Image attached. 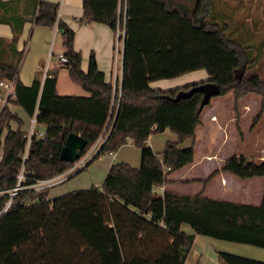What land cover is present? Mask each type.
<instances>
[{"label": "trees", "instance_id": "obj_1", "mask_svg": "<svg viewBox=\"0 0 264 264\" xmlns=\"http://www.w3.org/2000/svg\"><path fill=\"white\" fill-rule=\"evenodd\" d=\"M12 1L0 0V21L13 30L10 40L0 38V81L14 79V101L29 116L37 109L36 122L45 130L43 137H31L25 183L74 165L76 160L59 158L69 132L86 139L79 157L103 139L74 174L128 140L140 149L141 160L139 167L112 162L100 186L52 199L47 198L51 186L18 191L0 214V264H184L194 234L264 248V184L258 204L208 197L203 190H156L173 182L170 174L193 161L195 133L206 106L200 109V92L178 101L168 96L211 81L220 87L219 94L232 92L235 102L255 93L264 104V78L245 74L255 61L251 47L230 38L226 23L206 19L211 0H82L80 22L105 23L123 39L121 79L115 84L105 81L93 54L88 70H81L74 31L57 19V3L23 0V10L14 19L5 11ZM25 7H31L35 24L52 27L57 21L67 57L64 67L86 94H59L57 69L48 71L42 83L37 77L29 85L21 82L17 68L22 51L16 44L26 21ZM198 69L208 78L168 89L150 86L151 81ZM6 110L4 106L0 119ZM165 128L178 140H168L156 153L148 136ZM185 138L192 144L179 147ZM26 141L24 133L8 130L0 160V210L16 184ZM221 170L239 179L264 178V159L235 154L224 160ZM182 223L194 233L180 231ZM217 257L219 264H264L225 251H218Z\"/></svg>", "mask_w": 264, "mask_h": 264}, {"label": "crops", "instance_id": "obj_2", "mask_svg": "<svg viewBox=\"0 0 264 264\" xmlns=\"http://www.w3.org/2000/svg\"><path fill=\"white\" fill-rule=\"evenodd\" d=\"M44 1L57 3L58 4L57 19L65 22L74 31L73 47L74 50L78 51L81 55V61H80L81 70L83 72H86L88 70L90 56L91 54H93L97 68L104 73L105 81L112 82V84L117 83V81L119 82L121 79V72H122V48L120 51L119 46L118 47L116 46L117 42H115L116 39L117 41L119 40V38L116 37L118 31L115 32L107 24L102 22H95V21L80 22L79 18L83 13L82 0H44ZM22 5H23V0L12 1L5 10L8 11L6 15H10V16L13 15L14 19H18L16 14L18 15V13H21L20 10H23ZM31 10H32L31 7H25L23 14L26 17V21L22 26V30L17 39V44H16L17 49L21 50L22 54L23 51L25 50L24 48L28 45L26 50L27 51L26 55L28 54L29 51H31V57L28 63V67H30L31 69V74L30 75L26 74V78H23V76L21 77L19 75L18 77L21 80V82L26 85L31 84V82L35 77L40 79L42 83L48 71L52 69H57L56 89L57 92L59 93L58 91V87L60 85L58 83L59 70L57 68L56 61L53 63L50 62L51 60L50 53L51 54L53 53L51 51H54L55 49L61 51L60 48L63 50V52L65 51V48L62 44V37L57 25V21L52 27L35 24V16L34 17L31 16ZM12 35H13L12 26L9 23L0 21V38H5L7 40H10ZM47 48H49V50L46 56ZM41 53L43 54L40 56ZM57 54H61V53L58 52L55 54V56ZM118 54H120L121 57L120 61ZM44 66H46V70L44 68L42 74H37L36 69H42ZM191 72H197L200 76H198L197 73H191ZM189 74H197V78H201V77L205 79L208 78V74L204 69L190 71L180 76L187 77ZM180 76L174 78L157 79L151 81L150 86L153 88L168 89L179 85H183L181 83H184V81L185 82L193 81L196 78L191 76L182 81L181 79L182 77ZM64 86L65 88H69V85L65 84ZM81 89L83 90V93L81 94H86V92L82 87ZM4 92H5L4 89L0 87V102H1L0 112L3 109V107L6 106L7 110H9L11 113L5 119L4 124L7 125L4 126L3 124V127L0 131V160L2 159L3 156L5 137L7 135L9 128L13 130H18L20 133H24L26 135L30 128V117H31L26 113V111L23 109L22 106H20L14 101V96L10 97L4 103V94H5ZM63 94H69V93H63ZM238 100L235 102V98H234V105H233L234 110L236 109L235 104L238 102ZM226 104L222 102L221 103L214 102L213 104H211L209 108L206 109L205 116L202 117V113H201V124L197 127V129L200 128L201 134L204 136L205 134L207 135V133L208 135L213 133L214 129L220 131L222 130L223 133L222 141L218 145L215 144L210 145L209 148H205L203 151L200 148L194 146L193 161L188 165L184 166L183 168L179 169L180 171H182L181 174L178 175L176 172L170 174L169 178L173 180V182L165 185L163 184L162 185L163 190L165 188L171 189L170 187H175V186L176 189H178L179 186L188 187L190 185H194L196 189H199L201 187L200 190H203V194L204 192H208L217 195L213 197L212 196H208V197L237 201V200H233V198L231 197H228L229 196L228 191H233L238 196H242L243 199L249 200L252 193L250 189V185L253 182H250L248 184L247 183L241 184L238 181L240 180L239 178L235 177L234 175L228 172H224L221 170L223 162L227 158L223 156L221 153L223 150L222 149L223 143L229 140L228 137L229 134L226 133L227 127L229 125V121L236 119L238 122L240 118L242 119V115L244 114L236 110H235V114L233 112H232L233 114H231V112H226V113L225 111L223 112L222 109L227 108ZM246 107L247 105L246 103H244L243 108ZM35 112H37V109L34 111V113ZM259 117L260 115L259 116L256 115L255 119ZM161 132H167L165 134L162 133L161 135H159L162 136L161 137L162 139H165V143L168 140L171 141L178 140L177 134L172 130H170L169 128H165ZM154 133L155 132L149 134L147 142L149 143L150 147L154 152L160 153L164 149L165 143H163L162 146L160 144L161 143L160 140L159 144L156 145L154 142L155 139H153ZM195 137H196V133H195ZM102 141L103 139L101 137L96 141V143L92 146V148L94 149L93 152H95V150L101 144ZM178 146L187 147L189 145L180 146L178 144ZM254 146H256L257 148L255 152L258 151L264 152L263 147L257 146L256 143H254ZM140 160H141L140 149L135 145H133L130 140H128L126 143L121 145L116 151L105 153L92 160L82 171L76 174L74 173L77 170L71 172L67 176V179L68 180L70 179L68 181L69 183H66L64 187L60 186L54 189L51 197L54 198L73 190L88 189L92 186H100L112 162L123 161L130 164L133 167H139ZM214 178H217L218 180L217 182L212 183L211 179ZM204 179H206L205 183H204ZM261 185L262 183L258 182V191L259 189H261ZM174 191L180 192L178 190H174ZM258 195L260 197L259 192ZM259 197L258 199H261V197L260 198ZM47 198L50 199L48 197V194H47ZM180 231L184 233H194L193 229L186 223H182L180 225ZM218 251L230 252L264 261L263 247L228 241L208 235L194 234L192 248H190V252H189V254L192 252V257L191 259H189L188 257L189 254H188L186 256L184 264H219L217 257Z\"/></svg>", "mask_w": 264, "mask_h": 264}, {"label": "rangeland", "instance_id": "obj_3", "mask_svg": "<svg viewBox=\"0 0 264 264\" xmlns=\"http://www.w3.org/2000/svg\"><path fill=\"white\" fill-rule=\"evenodd\" d=\"M206 19L218 23H226L227 29L226 34L233 39H236L241 42L244 46H249L250 48V55L255 58V61L252 65L248 66L245 74L251 75L253 73H257L261 78H264V0H211V6L209 13L206 17ZM117 42L116 46L122 48V40H115ZM28 45L24 48L21 61L17 68V74L19 76H23V78H26V74H31V69L28 67V63L31 57V51L28 52L26 55ZM49 48L46 49V56ZM61 51H58V49H55L52 54L50 53V62H55V54L61 53L63 54V50L60 48ZM119 51V53H120ZM43 53L40 54V56ZM119 61H120V54H118ZM25 59V62H24ZM24 62V64H23ZM57 68L59 70L58 74V83L60 84L58 87L59 93H75V94H81L83 93V90L81 87L75 83H73L68 75V70L66 67H64V63L61 61H56ZM29 69V70H28ZM43 69V70H42ZM42 69H36L37 74H42L44 71V68ZM191 73H197V72H191ZM198 74V73H197ZM197 74H189L187 77H182V81L189 77H196L193 81H188L181 84H188L192 82H197L204 80L205 78H197ZM198 76H200L198 74ZM178 77V78H180ZM69 85V88H65L64 85ZM64 86V87H63ZM180 86V85H179ZM5 91V90H4ZM214 102H222L226 104L227 108L222 109L223 112H231V114H235V110L241 113H244L242 115V119L240 118L237 122V120H230L229 125L227 127V132L229 134V140L225 141L223 143V150L222 155L225 157H230L232 155H238L243 154L249 156V158L253 159H261L264 158V152H255L257 150L256 146H254V143H256L257 146H261L264 148V104H261L260 96L255 93L247 94L246 96H243L238 100V102L235 104L236 109L234 110V96L232 93H226V94H218L211 97L208 104H206L205 109L202 112V117L205 116L206 109L209 108L211 104ZM1 103V102H0ZM244 103H246L247 107L243 108ZM1 105V104H0ZM233 112V113H232ZM260 112V117L255 119L256 115ZM6 115H3L0 119V126H3L5 122V117L10 115V111H5ZM237 113V112H236ZM12 115V114H11ZM14 115V114H13ZM18 117V116H17ZM232 124V125H230ZM7 124H4L6 126ZM38 125V124H37ZM9 130H13L10 129ZM162 133L167 132H155L153 135V139H155V144L158 145L159 141L161 140V145L163 146V143H165V139H162L161 135ZM196 140L194 143L195 147L200 148L202 151L205 148H209L210 145L215 144L218 145L222 139H223V133L222 130L214 129L213 133L207 135L201 134L200 128L197 129L196 132ZM132 143V142H131ZM133 144V143H132ZM149 144V143H148ZM191 138H185L182 141L179 142L180 146H187L191 145ZM134 145V144H133ZM137 147V146H136ZM105 154V153H104ZM199 154V153H198ZM103 155V154H101ZM182 171L177 170L176 173L179 175ZM70 180V179H69ZM68 179L64 182L57 184L54 187H50L47 191L48 197L51 199L53 190L57 187H64L66 183H69ZM212 183L217 182V178L211 179ZM239 183H250L253 182L250 185L251 189V196L249 200L243 199L242 196H238L233 191H228L229 196L233 198V200H237L239 202H246V203H252V204H258L260 202V199H258L261 192L262 187L264 184V178L263 177H255V178H247V179H240L238 180ZM255 181V182H254ZM258 182H261V189L258 191ZM201 186V185H200ZM171 189L178 190L182 193H194L196 191H199V189H196L194 185H190L188 187H181L179 186L178 189L175 187H170ZM260 188V187H259ZM204 195L206 196H217L212 193L204 192ZM259 197V198H260ZM192 248V246H191ZM190 252V250H189ZM188 252V254H189ZM187 254V255H188ZM189 259L192 257V252L189 254ZM224 264V263H223Z\"/></svg>", "mask_w": 264, "mask_h": 264}, {"label": "built area", "instance_id": "obj_4", "mask_svg": "<svg viewBox=\"0 0 264 264\" xmlns=\"http://www.w3.org/2000/svg\"><path fill=\"white\" fill-rule=\"evenodd\" d=\"M116 37H118V32H117ZM55 60L65 63L67 61V57L64 54H57L55 56ZM43 68H45V70H46V66H44ZM0 87H2L5 90V92H4L5 93L4 94V103H5L10 97L14 96V79L7 80V81H0ZM36 115H37V112H35L30 117V128L26 134L27 141L25 144L24 151L21 154L22 164H21L19 172L16 176V178H17L16 184L9 190L10 197L5 202L4 207L0 210V214L5 212L9 208V206L12 204L14 195H16V193H18V191H20L21 189L39 190V189L46 187V186H54V185L64 181L71 172H73L74 170H78L83 165H85L86 162L94 154V152H93L94 149L91 147L84 155L78 157L76 159L74 165L71 168H69L68 170H66V171H64L58 175H55L53 177L47 178V179H35V178H33V180L31 182L25 183L26 175L24 172V162H25L26 157H27L31 137L33 135H36L37 137H43L44 132H45L44 128L38 127L37 122H36ZM156 190L162 192L163 186L161 185L160 187H156Z\"/></svg>", "mask_w": 264, "mask_h": 264}, {"label": "water", "instance_id": "obj_5", "mask_svg": "<svg viewBox=\"0 0 264 264\" xmlns=\"http://www.w3.org/2000/svg\"><path fill=\"white\" fill-rule=\"evenodd\" d=\"M239 75V78L241 77ZM195 92L202 93V98L200 101V109L209 103L210 99L214 95L220 93V87L218 84L205 81L199 84L191 86L187 90H179L174 97L168 96L172 101H178L183 97H189ZM86 139L82 137L79 133L69 132L67 134L66 140L59 152V158L62 160L75 161L79 157V152L85 147Z\"/></svg>", "mask_w": 264, "mask_h": 264}]
</instances>
